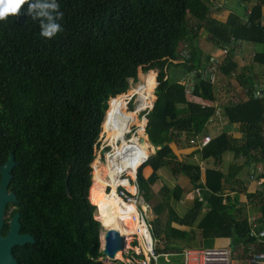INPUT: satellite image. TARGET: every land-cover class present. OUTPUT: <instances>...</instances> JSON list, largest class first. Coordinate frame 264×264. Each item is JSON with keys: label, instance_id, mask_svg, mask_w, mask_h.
Wrapping results in <instances>:
<instances>
[{"label": "trees", "instance_id": "trees-1", "mask_svg": "<svg viewBox=\"0 0 264 264\" xmlns=\"http://www.w3.org/2000/svg\"><path fill=\"white\" fill-rule=\"evenodd\" d=\"M225 1L229 14L219 21L208 12L199 19L213 0H59L63 31L53 39L40 37L26 5L0 21V166L11 152L8 190L18 200L20 232L34 239L12 250L17 264H104L102 229L88 200L90 165L107 102L130 94L139 69L154 80L155 101L139 134L156 150L136 172L141 202L162 222L160 232L157 223L150 228L154 253L179 264L180 245L199 237V244L228 239L246 254L245 207L264 229V0ZM202 37L218 58L201 51ZM211 69L234 78L243 98L222 104ZM235 130L240 140L230 136ZM235 158L241 165L229 162ZM244 165L262 180L255 189L251 172L238 177ZM143 169H151L148 178ZM182 193L189 198L180 217L163 199L180 203Z\"/></svg>", "mask_w": 264, "mask_h": 264}, {"label": "rangeland", "instance_id": "rangeland-1", "mask_svg": "<svg viewBox=\"0 0 264 264\" xmlns=\"http://www.w3.org/2000/svg\"><path fill=\"white\" fill-rule=\"evenodd\" d=\"M213 3H214V7L212 5L213 9H210L209 11L207 10V11L202 12V14L199 16V19L204 17V16H202L203 13H205V12L207 13L208 12V13H210V16H212V18L220 20V21H225L227 16H228V14H229V11L224 8V5L226 4V1L225 0H213ZM214 9H217V10H214ZM263 14H264V8H263ZM204 39H205V37H202L201 39L198 40L199 47H200L201 51L203 53L211 52L212 54H214V57L218 58V56H220L221 53L218 52L217 50L215 52H213L212 49H214V48L208 42H206ZM251 58H252V46H248V48L244 49V63L248 64ZM212 71L214 72V74L216 73L214 69H211L207 73H209V74L211 73L212 74L213 73ZM153 72H154V76L156 78L157 72L156 71H153ZM147 73H142V71L139 69L137 71V81L135 83L129 82V88H128V90H127V92L125 94H128V91H130V93H131V90H135L136 87L141 86L143 83L141 81L142 75H140V74L145 75ZM214 82H215V85H216L215 86L216 95L218 97V100L222 104L225 103L228 99H230V100H232V101H234L236 103L237 101H239V100H241L243 98L242 97L240 99V97L242 95H240V93L238 92V88L236 87V83L234 82V78H232V77L223 78V77L219 76V78L218 79L216 78V80H214L213 83ZM139 83H141V84L139 85ZM228 83H231L233 87L229 86ZM156 85L157 84H155V87H156ZM153 87H154V84L151 87V89L148 91V93H149L152 90V100H151L152 102H151V105L148 106L147 108H150L153 105L154 101H155V97H154V94H153L154 90L152 89ZM188 87H190V86H188ZM229 87H231V88H229ZM131 95L133 97L131 102H130L132 107H133L131 109V111H132L135 108L136 104H137V96L135 94H131ZM138 105H140V104H137V106ZM128 110H129V108L127 109V111ZM144 113H145V110H144ZM144 113H142L141 115H144ZM146 113H147V111H146ZM137 115L134 116V118H133L134 120L133 119L131 120V121H133L132 124H131V121H130L126 126L121 128L120 130H116V129H112V128L103 129V125L100 127V133H99L97 141H96L97 146L94 145V149H93L94 158H93V161H92V163L90 165L91 166V185H92V182H93L92 177H93V174H94V165L97 163V165H96L97 167L102 166V164H103V167L104 166L106 167L105 163H106V160L108 158L107 156H109V155H106V153L109 154V152H110V151L108 152V150H109L108 145L112 146L113 147V151L116 152L118 150V147H117V145L114 146V142L116 140H118V138H119V141L124 140V139H122V137L124 136V134H127L128 132H130V130H133V132L131 134L136 135L135 132H137L138 138L141 139V140L143 139V138H141V136L139 134V132L143 130V128L140 125L141 124L140 123L141 116H139L138 118L135 119V117H137ZM129 138H130V136L126 137L125 139H129ZM138 146H139V144H138ZM193 151H194V149L190 148V149H188V150H186L184 152H180V153H181L182 156H184V155L189 154V153H191ZM180 153H178V154H180ZM152 154H153V149H152V152L149 154V156L152 155ZM92 164H93V166H92ZM146 173H148V172H146V171L144 172V169H143L142 170V177H145V176L149 177V175H145ZM125 176H130V175L129 174H125ZM186 181L187 180L184 177H181V176L177 177L178 184H180L182 186L184 184H187ZM250 181H251V179H250ZM126 184H127L126 182H123V185L127 186ZM91 185H90V187H91ZM160 185L161 184L157 182L156 185H153L152 189L155 192H157L158 189L160 188ZM185 197L189 198V196H186L185 193H182L181 202L184 201ZM103 198L115 208H120V207L122 209L126 208V207H123L121 205V203H120L121 201L116 197L115 189L113 190L112 187H108V189L107 188L105 189ZM89 199H90V192L88 191V200ZM111 201H113L114 203L111 202ZM244 201H245V199H244ZM89 202H91V199H90ZM163 202H164L165 207H167V208L170 207V204H173L174 207H177V205H178L177 203L172 201V198H171L170 195H168L166 198H164ZM91 205H93V204H91ZM93 206L95 207L94 218L97 221V215L99 214L98 207L95 206V205H93ZM151 207L152 206L148 204V208L149 209L146 210L144 215H145L148 223L150 224V226L152 228L154 227L153 226L154 224H156V223L158 224V225H156V228L160 232L162 230V222L157 220V217H155L152 214ZM140 210H141V208H140ZM244 210L246 212V217L252 214V215L255 216V219H258L259 214L257 212H255L254 210L252 211L248 206L245 207ZM122 216L124 218V225L126 227L133 228V227L138 226L137 222L133 221L131 219V216H127L126 213L125 214L123 213ZM165 217H166L165 215L162 216V221H164ZM103 232L104 231L102 230L101 233H103ZM137 237H140L139 233L135 234V236L131 235L130 241L129 242H125L123 248L119 249L122 252V259H121L122 261L126 262L124 257H131V253H134V252H140V254L142 256H144L143 255V249H142L141 240H140V238H137ZM133 243H135V245ZM160 243H163V242H160ZM194 245L195 246H193V247L201 246L202 248H206V249L207 248H229V246H230L227 241L222 240L220 238H216V239H213V240H210V241H205V242H202V244L195 243ZM230 249L232 250L231 246H230ZM234 254H235V259H236L235 264H239L237 258L239 257L240 249L234 250ZM100 260H102V262L104 264L109 263V261H106L104 259H100ZM168 263H170V264H178L177 262H175L173 259H170V258L168 259V262H166V263L163 261L162 258H160L158 264H168Z\"/></svg>", "mask_w": 264, "mask_h": 264}, {"label": "bare ground", "instance_id": "bare-ground-1", "mask_svg": "<svg viewBox=\"0 0 264 264\" xmlns=\"http://www.w3.org/2000/svg\"><path fill=\"white\" fill-rule=\"evenodd\" d=\"M142 85L135 88V90H131V93L127 96H131V94H135L137 96V104L135 108L126 112L125 107V97L123 95L117 96L116 98L109 101L108 110L106 112V119L103 122V129H116L120 130L124 126H126L138 113L142 112L145 108L151 105V87L154 84V80L151 76L145 74L141 77ZM141 83H139L140 85ZM141 116L140 125L143 128V117L145 115H137L136 118ZM134 120V119H133ZM133 121H131L132 124ZM131 128V127H130ZM129 128V129H130ZM137 131V130H136ZM135 136L128 143L125 140L119 141L120 144L117 145L118 150L115 152H111V154L107 156L106 167L102 166L97 167V163L94 165V174H93V182L89 189L91 203L98 207L99 214L97 215V221L100 222L102 230L113 229L118 232V234L122 237H125V242L130 241V237L135 236V234H140L139 226L128 228L124 225V218L122 214L126 213L127 216H132L135 214V207L129 204H126L122 201L115 192L116 197L121 201V205L123 208H115L109 202H107L104 198V191L108 187H112L115 189V184L118 183L116 180V176L119 172L127 169V174L133 177L136 169L140 166L144 160L149 156L152 152V149L149 146L147 138H143L142 140L138 138L137 132H135ZM146 136V135H145ZM124 137V136H123ZM122 137V139H124ZM119 140V138H118ZM116 140V141H118ZM139 144V146H138ZM110 148V146L108 145ZM135 147L139 151H133V155H130V150H133ZM105 155V156H106ZM93 168V167H92ZM123 184V182L121 183ZM127 185V184H126ZM130 192L132 190L129 189ZM103 235V233H101ZM114 259L121 260L122 252L117 249L114 254Z\"/></svg>", "mask_w": 264, "mask_h": 264}, {"label": "built area", "instance_id": "built-area-1", "mask_svg": "<svg viewBox=\"0 0 264 264\" xmlns=\"http://www.w3.org/2000/svg\"><path fill=\"white\" fill-rule=\"evenodd\" d=\"M212 77V78H211ZM211 79V80H210ZM209 81L213 83V75H209ZM189 84H186L187 93L189 89ZM125 107L128 108V104L132 100V95H125ZM133 130H130L127 134H124V140L126 142H130L133 138V134H131ZM129 135V139H125L126 136ZM210 141V137L205 136L199 140V145L201 147L207 145ZM120 142L115 141L114 146L119 145ZM116 148V147H115ZM109 154L113 152V147L110 146ZM133 151H139L135 147L133 150H130V155H133ZM125 174H127V169L121 171L116 176V180L118 184H115V192L116 195L124 201L126 204L132 205L135 207V214L131 216L133 221H136L140 228V238L142 243L143 255L141 259H137L134 257H126L125 261H122L125 264H157L159 258H162L166 263L170 255H156L153 251V240L150 233V224L148 223L145 212L148 208V205L144 202H141V194L139 192V188L137 185V181L135 177L130 176L129 179H125ZM122 182H126L127 186L121 184ZM132 189V192L129 191ZM141 208V210H140ZM248 238L250 244L247 248V252L244 255L242 254V250L240 249V257H238L239 264H264V229L258 227L256 223H252L249 229ZM125 239V237H124ZM259 246H262V249H259ZM136 250V249H135ZM137 251V250H136ZM135 256H140V252L132 253ZM177 257L180 259V264H235V254L234 251L229 248H185L183 249ZM130 258V259H129Z\"/></svg>", "mask_w": 264, "mask_h": 264}, {"label": "water", "instance_id": "water-1", "mask_svg": "<svg viewBox=\"0 0 264 264\" xmlns=\"http://www.w3.org/2000/svg\"><path fill=\"white\" fill-rule=\"evenodd\" d=\"M15 166L16 163L13 154L10 152L7 161L0 166V264H17V261L12 255V249L34 242V239L30 235L19 233V214H15L12 217L8 232L4 236L1 234L4 224L3 216L5 207L7 204L16 202L15 195L7 192L9 183L12 179L11 171ZM66 193L68 194V191H66ZM99 241L104 260L110 262L119 261L113 257L117 249L123 248L125 243L124 237L120 236L118 232L113 229H107L104 230L103 235L100 234Z\"/></svg>", "mask_w": 264, "mask_h": 264}, {"label": "clouds", "instance_id": "clouds-1", "mask_svg": "<svg viewBox=\"0 0 264 264\" xmlns=\"http://www.w3.org/2000/svg\"><path fill=\"white\" fill-rule=\"evenodd\" d=\"M22 5H26V7L24 8L23 14L26 15L32 21H35L38 23L39 30H40L39 31L40 37L45 38V39H53L54 37L57 36V34H59L63 31V26L61 23L62 18H63V12L60 10L59 0H0V21L5 20L9 16L16 17L17 14L20 12ZM122 95H124V94H122ZM111 100L112 99H110L109 101H111ZM109 101L107 102V110H108V106H109ZM151 108H152V106L150 108H145L144 109L145 113L143 110L142 112L139 113V115L144 113V115L146 116V111L148 112L149 110H151ZM107 110H106V112H107ZM106 112H105L103 122L106 119ZM127 112H130V111L128 110ZM103 122H102L101 126L103 125ZM128 136L129 135H127L126 137H128ZM146 138H147V136H146ZM147 141H148V138H147ZM108 152H109V150H108ZM146 159L144 160V162L146 161ZM140 166H138L137 169ZM137 169L133 175V177H135V179H136ZM129 177L130 176H125V179H129ZM114 262H116V261H114ZM109 263H110V261H109Z\"/></svg>", "mask_w": 264, "mask_h": 264}, {"label": "crops", "instance_id": "crops-1", "mask_svg": "<svg viewBox=\"0 0 264 264\" xmlns=\"http://www.w3.org/2000/svg\"><path fill=\"white\" fill-rule=\"evenodd\" d=\"M212 17V16H211ZM214 19V18H213ZM215 20H217V19H215ZM220 21V20H219ZM213 72V71H212ZM213 74V81L214 80H216V78L218 79L219 78V76H218V74H217V76H216V74H214V72L212 73ZM209 77V76H208ZM216 82V81H215ZM215 82H214V84H215ZM234 129H235V126H234ZM240 134L235 130V131H232L231 133H230V136H232L234 139H236V140H240V136H239ZM240 141H238V143H239ZM149 143V142H148ZM263 143H264V141H263ZM149 146H150V148L151 149H153V152L156 150L154 147H152L150 144H149ZM229 162H231V163H234L235 165H241V160L240 159H233V162H232V159L229 161ZM259 167L257 168V171H259ZM146 172H148V173H146L145 175H149L150 176V174H151V169L149 170V169H147L146 170ZM250 172H251V177H249L248 178V175L247 174H249L250 175ZM252 173H253V169L252 168H249L247 165H244V166H242V169H241V172L238 174L239 176V179H241V180H245V179H251V181H250V187H251V184L253 185L254 183H256V185L257 184H259V183H261L262 182V180L260 179L259 180V182H257L258 180H256L255 178H253L252 177ZM143 178H148L147 176H145V177H143ZM247 179V180H248ZM158 183H160L161 185H162V183L160 182V181H158ZM161 185H160V187H161ZM251 188H254L255 189V186H253V187H251ZM250 188V189H251ZM232 194H230V196H231ZM168 196V195H167ZM166 196V197H167ZM232 197V196H231ZM230 197V198H231ZM186 200V197H185V199H184V201ZM173 201V200H172ZM184 201H182V202H180V203H177L176 205H177V207H174V205L173 204H170V207H166L167 209H170V208H172L180 217H182L186 212H187V208L185 207V206H183V202ZM175 208V209H174ZM204 211V210H203ZM247 222H248V224H249V229H250V227H251V224L252 223H256L257 224V219H255V216L254 215H249V216H247ZM259 228H261V226L259 227ZM181 229L182 230H184V229H187L188 230V228H185V227H181ZM261 229H263V228H261ZM194 231H195V229H193ZM222 240H225V241H227L228 243H229V245H230V241L228 240V239H222ZM201 241V239L199 238V237H196L194 240H192V241H190V242H184L183 244H181L180 246H181V251L183 250V249H185V248H192L193 246H195L194 244L195 243H199ZM231 246V245H230ZM238 249V248H237ZM236 250V249H235Z\"/></svg>", "mask_w": 264, "mask_h": 264}, {"label": "flooded vegetation", "instance_id": "flooded-vegetation-1", "mask_svg": "<svg viewBox=\"0 0 264 264\" xmlns=\"http://www.w3.org/2000/svg\"><path fill=\"white\" fill-rule=\"evenodd\" d=\"M7 192L9 193H13V192H10L8 189H7ZM14 194V193H13ZM16 197V196H15ZM18 204V200L16 198V202L15 203H10V204H7L6 207H5V211H4V216H3V227H2V230L3 229H6V233L8 232L9 230V223L12 219V217L15 215V214H18L16 213V205ZM20 217V216H19ZM19 221V220H18ZM20 229H21V226H20ZM5 233V234H6ZM19 233L20 234H24V233H21L20 230H19ZM4 234V235H5ZM2 235V236H4ZM28 235V234H27ZM14 249V248H13ZM12 249V250H13ZM14 257V256H13ZM16 260V259H15Z\"/></svg>", "mask_w": 264, "mask_h": 264}]
</instances>
